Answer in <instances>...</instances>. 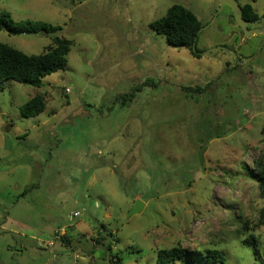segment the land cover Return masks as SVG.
<instances>
[{"label":"rangeland","instance_id":"1","mask_svg":"<svg viewBox=\"0 0 264 264\" xmlns=\"http://www.w3.org/2000/svg\"><path fill=\"white\" fill-rule=\"evenodd\" d=\"M252 4L264 18V0ZM172 5L197 17L198 51L233 49L242 64L168 46L148 25ZM230 11L218 0H0L20 25L60 29L1 31L0 44L39 55L55 37L72 43L41 88L0 85V264H80L85 251L98 264H156L176 247L264 264L253 178L264 163V35L245 37ZM36 94L45 109L25 119Z\"/></svg>","mask_w":264,"mask_h":264},{"label":"trees","instance_id":"2","mask_svg":"<svg viewBox=\"0 0 264 264\" xmlns=\"http://www.w3.org/2000/svg\"><path fill=\"white\" fill-rule=\"evenodd\" d=\"M253 3L254 0H251ZM242 17L246 21L255 22L260 17L256 14L250 3L240 5ZM232 16V15H231ZM149 29L158 36L165 38L166 44L175 49H187L193 57L199 58L200 51L193 44L196 42L200 23L193 12L180 5H172L163 18L152 21ZM4 31L10 36L24 34L39 35L41 31L54 34L60 31L59 28L51 27L45 23L28 21L20 25L6 14H0V32ZM71 41L63 37H55L53 46L46 49L39 55H26L19 50L7 45L0 44V85L8 82L24 84L39 89L42 87V80L55 72L66 67V57L70 52ZM149 81L145 82V86ZM135 87L131 93L120 96L122 100L134 98V92L139 90ZM204 88H197L195 91L202 92ZM45 109L43 96L36 94L24 103L20 109V115L25 118H34L40 115ZM259 185L260 195L264 199V163L258 166L253 174ZM93 229H96L95 227ZM98 232V230L96 229ZM70 232H73L70 228ZM96 233V232H95ZM256 240L250 236L244 240L253 254H256ZM120 259H117L119 261ZM225 264L222 252L207 250L205 252L188 251L179 247L169 250H160L156 253V264ZM117 264V262L115 263Z\"/></svg>","mask_w":264,"mask_h":264},{"label":"water","instance_id":"3","mask_svg":"<svg viewBox=\"0 0 264 264\" xmlns=\"http://www.w3.org/2000/svg\"><path fill=\"white\" fill-rule=\"evenodd\" d=\"M218 2L221 7L223 6L229 7V9L231 10L230 12H231L235 25L243 32L245 37H249L253 35H264V28H255V29L248 28L250 25V22L243 19L242 9L237 0H218ZM261 22L264 23V18L261 19ZM40 33H45V32L41 31ZM216 49L222 50L227 55H230L233 58L236 57V55L233 54L231 50H227L225 47L211 48L207 51L200 53V55L204 56L210 52H213ZM192 51L195 52V43L193 44ZM142 206L143 205L140 203V201H136L134 205V209L132 210L131 214L140 212Z\"/></svg>","mask_w":264,"mask_h":264},{"label":"flooded vegetation","instance_id":"4","mask_svg":"<svg viewBox=\"0 0 264 264\" xmlns=\"http://www.w3.org/2000/svg\"><path fill=\"white\" fill-rule=\"evenodd\" d=\"M250 22V25H249V29H255V28H264V25L263 24H259L261 23V19L259 18L258 20H256L255 22H251V21H248ZM241 34H243V32L240 30ZM226 48V47H225ZM227 50H231L233 52V54L236 55L235 58H233L232 56L228 55L229 57H231V59L235 62V63H239V64H242V57L238 56L235 51L233 49H229V48H226Z\"/></svg>","mask_w":264,"mask_h":264},{"label":"crops","instance_id":"5","mask_svg":"<svg viewBox=\"0 0 264 264\" xmlns=\"http://www.w3.org/2000/svg\"><path fill=\"white\" fill-rule=\"evenodd\" d=\"M253 3H254V2H253ZM244 4H247V2H243V4H240V5H244ZM251 5H252V7H253L252 2H251ZM253 9H254V7H253ZM254 10H255V9H254ZM88 251H89V250H88ZM86 252H87V251H85L84 257L81 258L80 264H91L90 261H93L92 259H95L94 262H92V264H95L96 262H97V264H98V262L100 263V259H99V258L96 259V255H95V254H93V253H91V252H89V254H86ZM90 253H91V254H90ZM54 257L58 258V257L55 256V255H54ZM91 257H93V258H91ZM56 261H58V260H56Z\"/></svg>","mask_w":264,"mask_h":264},{"label":"built area","instance_id":"6","mask_svg":"<svg viewBox=\"0 0 264 264\" xmlns=\"http://www.w3.org/2000/svg\"><path fill=\"white\" fill-rule=\"evenodd\" d=\"M66 92L68 93L69 92V89H66ZM49 246H51V243H49Z\"/></svg>","mask_w":264,"mask_h":264}]
</instances>
